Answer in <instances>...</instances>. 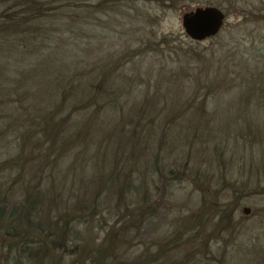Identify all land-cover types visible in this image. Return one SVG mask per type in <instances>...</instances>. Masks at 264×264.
Returning a JSON list of instances; mask_svg holds the SVG:
<instances>
[{
    "label": "trees",
    "instance_id": "16d2710c",
    "mask_svg": "<svg viewBox=\"0 0 264 264\" xmlns=\"http://www.w3.org/2000/svg\"><path fill=\"white\" fill-rule=\"evenodd\" d=\"M200 2L0 0V111L15 113L0 116V259L223 264L242 200L264 198V0H204L225 25L202 51L157 34ZM225 109L235 122H218ZM189 181L198 196L177 200Z\"/></svg>",
    "mask_w": 264,
    "mask_h": 264
},
{
    "label": "rangeland",
    "instance_id": "374dc122",
    "mask_svg": "<svg viewBox=\"0 0 264 264\" xmlns=\"http://www.w3.org/2000/svg\"><path fill=\"white\" fill-rule=\"evenodd\" d=\"M201 1L199 4L197 5H189V4H184L182 8H180L179 10L176 11H169L167 13L164 14V16H161L160 18V23L158 24V28H154L157 32V34H172L174 37H177L178 40H175L171 45L172 47H178L179 45L187 50L188 48H194L198 51H202L208 47H210L211 45H213V40H205L204 42L199 43L198 45H195L194 43L189 42L186 39V37L183 35L182 33V29L180 27V15L182 12L184 11H188L194 7H201V6H205L202 4V2H204V0H199ZM147 6V5H146ZM100 18V24L99 27L96 28L97 29V38H96V42H95V46L96 44L99 45V47L101 48V52L100 55H102L103 53H105L106 51H103V49H106V44L111 43L110 42V36L109 33L107 32V30L112 27V24H106L103 27V22L105 21V19H107V17H104V15L99 16ZM233 18L230 17L228 18V20H226L228 23H232L233 22ZM225 25V20L223 23V27ZM222 27V29H223ZM114 29H116V27H114ZM113 29V30H114ZM221 29V30H222ZM126 30V29H125ZM120 32V33H119ZM118 33V35H116L119 40L117 41H121V46L126 45L125 44V40H129V36L127 35H123L124 30L122 28V30H120ZM221 33V32H220ZM115 36V37H116ZM83 45H85V41L86 39L84 38L83 40ZM128 45V44H127ZM135 44H131V49H134ZM170 49V48H169ZM173 50V49H170ZM182 50L181 52L185 51ZM109 51V50H107ZM166 51H168V49L165 47V45H158V51L157 52H151L149 54L154 55V58H156L157 53L159 52L162 53L164 52V54H166ZM175 53H178L177 50L174 51ZM98 53V52H97ZM16 56V55H15ZM235 60L240 64V70L242 68H244V65L242 63V59L239 58L238 55H235ZM152 56L150 57V60H152ZM149 59L147 61H150ZM147 61L144 62V64L141 66L142 67V72L145 70V68H147ZM12 62V61H11ZM10 62V63H11ZM31 76L28 77V79L23 82L21 84V82L19 81V84L16 87V92L19 93L20 91H26V86L28 85L27 83L31 81ZM166 78H162L160 80V84L162 85V88L166 87V84L162 81H166ZM169 86H172V94L174 95V97L179 98L178 94H179V89L176 87V84L171 83L169 84ZM176 91H177V96H176ZM22 92V93H23ZM170 93V92H169ZM15 105V104H13ZM12 107V108H11ZM14 106L10 105L8 109L6 110H2L0 111V116H2L3 114L5 115V113L10 112V114H12L13 116L15 115V113L13 112ZM220 112L219 115H217L218 117L221 118V120H219L218 122H227V123H231V122H235L236 118H237V114L234 111H229L228 109L225 110H221L218 111ZM3 115V116H4ZM253 118H255L253 116ZM253 120H258V119H253ZM10 153V152H9ZM11 155V154H9ZM3 160V157L0 159V161ZM197 187V182H192L190 183H181L179 185H175L174 189H175V194L178 195L177 200H189L190 197H192L190 200H194V198H196L198 195L194 192L196 190ZM178 190V191H177ZM190 201V202H191ZM243 208H246L249 210L248 215V219H246L245 221L241 222L240 225L237 227V229H235V234H233V237L231 239V243H229L226 248L225 251H228L226 254H223L222 256V261L223 264H264V251H259L261 245L264 243V222H261V220L263 219V217H261V215L264 214V198L263 197H249L246 198L244 200H242L241 203V207L239 208V210L237 211V213L235 214V216L240 215L241 210ZM263 247V246H262ZM7 242L5 241V239L0 236V257L5 253V251L7 250ZM212 252V251H211ZM214 254H216V252L213 251ZM16 254L11 251L10 253H8V255L4 256L3 259H0V264L1 263H7V260H9L10 262H13L14 264V260L16 258ZM128 256V255H126ZM129 256H131V253H129ZM120 259H124V257H121ZM18 259L16 258L15 261H17ZM68 258L64 259V263L68 264L67 262H69ZM67 261V262H66ZM48 264L49 261H47ZM12 264V263H11ZM55 264H57L55 262ZM120 264V263H117Z\"/></svg>",
    "mask_w": 264,
    "mask_h": 264
},
{
    "label": "water",
    "instance_id": "95a60500",
    "mask_svg": "<svg viewBox=\"0 0 264 264\" xmlns=\"http://www.w3.org/2000/svg\"><path fill=\"white\" fill-rule=\"evenodd\" d=\"M182 33L193 42H202L214 37L223 27L224 15L221 10L213 6L194 7L180 15ZM243 215L249 210L243 208Z\"/></svg>",
    "mask_w": 264,
    "mask_h": 264
}]
</instances>
